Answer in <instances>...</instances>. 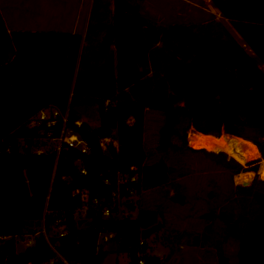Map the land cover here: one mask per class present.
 Returning <instances> with one entry per match:
<instances>
[{
	"label": "trees",
	"instance_id": "obj_1",
	"mask_svg": "<svg viewBox=\"0 0 264 264\" xmlns=\"http://www.w3.org/2000/svg\"><path fill=\"white\" fill-rule=\"evenodd\" d=\"M112 2L114 10L110 0H95L85 37L65 31L8 32L0 12V264L53 259L62 264L58 254L75 264H103L108 250L100 238L105 232L113 234L119 252L128 253L130 264L140 259L167 264L150 254L141 239L142 229L161 223L160 211L142 208L133 217L122 214L117 203L112 216L102 215L103 207L113 203L118 175L136 174L132 188L137 194L170 180L164 159L146 163L147 110L165 115L163 150L173 146L172 136L187 144L193 128L214 135L217 143L207 135L210 141L203 149H188L206 153L233 174L257 166L245 169L242 164L248 163L230 147L231 159L219 152L222 134L225 140L252 141L264 159V0H211L245 45L220 23L161 28L143 16L138 4ZM88 105L98 107L96 128L75 123ZM48 107L69 111L68 125L88 141V153L66 146L37 153L46 142L41 128L29 120ZM106 137L113 141L102 148ZM245 161L253 165L259 159ZM252 185L236 188L249 192ZM76 189H87L91 199L101 201L97 207L90 203L89 221L81 227L74 216L82 206L80 197L73 196ZM128 205L134 208L129 200ZM59 217L68 224L67 236L47 241L38 235L33 245L17 250L18 240L33 233V226L44 218L49 226ZM228 218L227 236L239 240L237 264H264V213L246 225L242 216ZM218 250V264H230Z\"/></svg>",
	"mask_w": 264,
	"mask_h": 264
},
{
	"label": "rangeland",
	"instance_id": "obj_2",
	"mask_svg": "<svg viewBox=\"0 0 264 264\" xmlns=\"http://www.w3.org/2000/svg\"><path fill=\"white\" fill-rule=\"evenodd\" d=\"M49 1L52 4L57 2L55 0L54 2ZM130 1L137 5L142 0ZM201 2L204 4L203 1ZM152 3L154 8H165V19L158 23L161 28H165L164 26L171 24V22L182 21L193 26L200 25L202 22L213 21L225 26L230 33L233 34L234 32L232 26L223 17H219L218 21L215 19L216 15L212 14L210 17H206L202 10L194 9L191 13L193 17L183 20L179 14L177 15L175 8H170L172 6L168 1L152 0ZM9 5V3L3 4L0 0V6L5 14ZM44 5L46 6L45 1H28L30 8L28 10L29 25L32 27H34L35 18L43 17L44 11L42 12L40 9ZM58 5L56 4L54 7ZM215 10L220 13L217 8ZM151 23L156 25L154 21ZM247 50L249 53L252 52L248 48ZM261 67L264 68L263 65ZM79 112L82 122H88L95 128L100 125L97 106L88 105L81 108ZM145 121L146 163L155 164L164 159L170 166L171 177L168 183L160 187L144 190L140 194L133 193L128 200L132 202L134 208L129 207L128 201L123 202L124 215L137 217L142 208L161 212V227L146 241L149 246V253L165 259L167 264H218L219 247L229 258L230 264H237L239 240L227 236L226 220H229L228 216L235 220L242 216L241 223L246 225L252 222L255 216L264 213V177L258 173L260 168L261 172L264 169V159L260 158L259 162L250 165L252 161H245L241 158V162L248 163H241L245 169H252L253 166H257V170L254 171L257 177L251 190L241 192L236 188L237 181L242 175L250 174L253 171H242L239 175L233 174L230 170L217 164L206 153L190 151L188 147H193L189 141V134L196 132L193 128L187 133V144L183 142L180 136H172L173 146L163 150L160 148V130L166 123L165 115L160 111L147 110ZM181 129L182 127L179 128L180 131ZM208 136L212 143H217L214 135ZM221 137L224 141L216 147L221 150L219 152H224L228 159L233 158L231 156L234 152L229 148L224 139V134ZM113 143L117 145L115 142ZM47 145H49L48 142L45 146ZM50 145L54 147L53 144ZM212 214L214 216H210ZM196 238L200 239L199 246L195 245ZM180 244H183L184 248H179ZM100 246L104 248L108 246V254L103 264H130L128 253L118 251V244L114 241L113 234L103 233L100 238ZM26 247L25 237L20 238L17 242V250L22 251Z\"/></svg>",
	"mask_w": 264,
	"mask_h": 264
},
{
	"label": "crops",
	"instance_id": "obj_3",
	"mask_svg": "<svg viewBox=\"0 0 264 264\" xmlns=\"http://www.w3.org/2000/svg\"><path fill=\"white\" fill-rule=\"evenodd\" d=\"M6 1V2H5ZM29 0H1L3 4L9 3L10 5L7 8V12L5 14L3 8L0 6V12L4 19L5 26L8 32H12L15 30H23V31H57V32H70L76 34H82L84 37L88 31V25L91 22V17L93 13V7L95 0H55L57 1L56 4H59L57 7H54L56 4L50 3L49 0H40L45 1L46 6L44 5L40 11L43 12V17L41 16L35 18L33 24L34 27L29 25V7H28ZM36 1V0H34ZM54 2V0H52ZM111 1L110 9L114 10L113 2ZM130 1V0H129ZM157 1H164V0H157ZM170 3L172 9H176L177 15L181 16L183 20H187V18L193 17L191 13L194 9L202 10L206 17H210L212 14L216 15L215 19L219 17H223L220 13L216 12V7L213 6L211 0H166ZM204 4H202V2ZM131 2V1H130ZM156 3V2H155ZM101 5V4H100ZM100 5L98 11L100 10ZM138 5L141 9L143 16L148 19L150 22L154 21L155 24L158 26L159 21H163L165 19V8L160 7L154 8L152 0H142L138 2ZM174 5V7H173ZM182 8H180V7ZM159 7V6H158ZM224 18V17H223ZM175 23L190 25L187 23H183L182 21L179 22H171V24L164 26L165 28L174 25ZM209 23V21L202 22V24ZM198 24V23H194ZM155 25V26H156ZM159 27V26H158ZM234 30V29H233ZM235 37L240 43H243L242 40L238 38V35L233 32ZM244 44V43H243ZM245 45V44H244ZM248 48V47H247ZM249 49V48H248ZM250 50V49H249ZM207 141L209 143L210 140ZM212 142V141H211ZM115 144L117 142L115 141ZM125 212V208L122 209ZM178 229V228H175ZM183 229V228H180ZM179 230V229H178ZM178 234V233H176ZM196 245V243H195ZM200 245V244H199ZM196 245V246H199ZM184 248L183 244H180L179 248ZM108 246L104 248L107 250ZM199 249V248H198Z\"/></svg>",
	"mask_w": 264,
	"mask_h": 264
},
{
	"label": "built area",
	"instance_id": "obj_4",
	"mask_svg": "<svg viewBox=\"0 0 264 264\" xmlns=\"http://www.w3.org/2000/svg\"><path fill=\"white\" fill-rule=\"evenodd\" d=\"M69 120V111H67L65 114H63L60 109L54 108V107H48L45 110L41 111L37 116H33L29 120V125L31 126H37L41 128V134L43 136L44 142H48L49 145L43 146L37 150L38 154L47 152V150L53 149L57 152H60L65 146L67 148H74L79 150L82 154L88 153L91 149L90 144L85 139L81 138L78 133L74 131L73 128H71L68 125ZM76 125L81 126L83 122L81 120L75 121ZM60 126L59 134L56 135V129ZM113 140L109 137L103 138L101 142V147L106 148L107 145L112 142ZM50 144H53L54 147H51ZM36 151V150H35ZM132 169L135 171L136 167H132ZM81 172L83 174L86 173V169H81ZM118 181H117V187L115 190L112 191V198L113 203L107 204L102 209V215L106 217L112 216V210L113 207L118 203L119 210L123 214V208L122 204L125 201H128L131 197L128 196H122V192L129 193L132 195L135 193V190L132 188V183H136L138 181V177L136 174L134 175H118ZM106 183H110L109 179H106ZM73 196H78L81 199L82 206L78 208L75 211L74 216L76 218L82 219L86 218L88 209L90 207V203L94 207H97L101 204V201L98 198L91 199L89 196V192L87 189L81 190L76 189L73 192ZM115 202V204H114ZM33 233L26 234L25 240L26 245L29 246L34 242V239L38 235H43L47 239V241H51L52 238H58V237H65L68 233V224L66 223V220L62 217L56 218L49 226L47 224V219L44 218L41 225H35L32 227ZM52 247L55 249V246L52 244ZM56 250V249H55ZM58 254V253H57ZM62 264H75L73 262H70L69 260L62 257L60 254H58ZM56 259L51 260L49 263L46 264H55ZM32 264V263H30ZM79 264V263H76ZM138 264H145V259H140Z\"/></svg>",
	"mask_w": 264,
	"mask_h": 264
},
{
	"label": "bare ground",
	"instance_id": "obj_5",
	"mask_svg": "<svg viewBox=\"0 0 264 264\" xmlns=\"http://www.w3.org/2000/svg\"><path fill=\"white\" fill-rule=\"evenodd\" d=\"M229 147L240 157L244 158L245 160H257L260 159V152L258 147L250 140L244 138H238L235 136H231L226 139ZM189 141L191 146L194 149H203L207 146V135L201 134L198 132H192L189 134ZM262 177H264V169L260 173ZM253 174H246L242 175L239 178L238 182H241L243 179H248L252 177Z\"/></svg>",
	"mask_w": 264,
	"mask_h": 264
},
{
	"label": "water",
	"instance_id": "obj_6",
	"mask_svg": "<svg viewBox=\"0 0 264 264\" xmlns=\"http://www.w3.org/2000/svg\"><path fill=\"white\" fill-rule=\"evenodd\" d=\"M253 173V176L248 178V179H243L241 182H238L237 181V185H241L242 187H249L253 184L254 180L256 179V173L254 172H251ZM89 221V218H82V219H79L78 220V225L81 227L83 226L84 224H86V222ZM161 227V223H158L152 227H149V228H144L142 229L141 233H142V236H141V239L142 240H147L149 238L152 237L153 234H155V232Z\"/></svg>",
	"mask_w": 264,
	"mask_h": 264
}]
</instances>
